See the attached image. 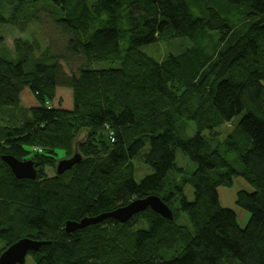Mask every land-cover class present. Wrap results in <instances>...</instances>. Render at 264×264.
Returning <instances> with one entry per match:
<instances>
[{
    "label": "trees",
    "instance_id": "trees-1",
    "mask_svg": "<svg viewBox=\"0 0 264 264\" xmlns=\"http://www.w3.org/2000/svg\"><path fill=\"white\" fill-rule=\"evenodd\" d=\"M45 1L69 36L66 54L36 57L38 41H19L15 60L0 57V241L49 242L30 252L35 264H264V0ZM41 2L0 0L1 11L12 9L0 23L16 24ZM183 38L191 45L162 62L141 51ZM70 55L86 66L74 71ZM98 63L119 66L91 67ZM238 117L220 139L216 130ZM66 145L82 162L48 178L44 167L56 168ZM179 151L192 171L178 165ZM8 154L33 156L37 179H16ZM139 158L152 169L140 182ZM153 195L172 221L147 209L125 224L66 232L68 221ZM180 213L191 228L178 224Z\"/></svg>",
    "mask_w": 264,
    "mask_h": 264
},
{
    "label": "rangeland",
    "instance_id": "rangeland-1",
    "mask_svg": "<svg viewBox=\"0 0 264 264\" xmlns=\"http://www.w3.org/2000/svg\"><path fill=\"white\" fill-rule=\"evenodd\" d=\"M51 1L49 0V3ZM47 3L45 0L40 4H35V6H25L21 15H18V22L15 24L0 23V57L5 59L15 60L17 55V42L21 43H32L34 41H38L40 45V52L36 55V57H40L45 52H49L52 57H59L66 54L69 43V36L61 31L58 24L55 22L56 18H54L53 13L51 14L50 7L45 4ZM48 3V4H49ZM12 9H4L0 10V16L7 18L8 20L11 18L12 13L10 12ZM57 17V16H56ZM191 43L188 39H176L169 41H161L156 42L150 45H146L141 48V51L148 54L149 56L155 58L157 61H164L170 54L178 55L184 52ZM70 64L74 71L78 70L81 66H86V63L79 56L70 55L68 57ZM117 63H98L93 64L91 67L94 68H110V67H118ZM241 117L234 119L232 122L225 124L224 126L218 128L216 132L219 134L220 139H225V137L230 133L231 130L237 125ZM70 120V119H69ZM82 135L88 130L85 125L81 122H77L75 125ZM75 130V127L73 126ZM89 132H86L88 134ZM196 133L195 123L191 122L189 125V129L187 131V136L192 137ZM80 134V135H81ZM211 134L208 132L205 134L206 137H210ZM85 136V135H84ZM83 136V138H84ZM82 137L78 138V141H81ZM100 136H98V140ZM39 153L42 150H38ZM75 150L72 148V145L63 146L55 156L57 167L58 162L64 158H71L74 155ZM178 165L188 172L192 171L195 168V165L185 156L182 155V152L179 151L178 154ZM27 160H32L33 156H28ZM134 167V176L135 180L140 182L144 177L150 175L152 173V169L143 163V160L139 158L133 162ZM37 169V168H36ZM37 171H39L37 169ZM44 174L48 178H54L57 175L56 168L46 165L43 170ZM183 178L182 175H173L170 178V181L174 183H179L180 179ZM226 194H222L224 201L226 202V206H232L233 202H235L236 190L226 191ZM185 194L189 201L194 200V190L191 186H185ZM221 197V199H222ZM223 202V201H222ZM174 207H179L178 199L174 202ZM250 219V214L246 213L243 217H241L239 224L242 227H245ZM179 225L186 226L191 228V222L186 213H180L179 217ZM6 249V245L2 241H0V254ZM171 255V254H170ZM25 264H35L34 260L31 256L28 255L26 258ZM225 264V263H224Z\"/></svg>",
    "mask_w": 264,
    "mask_h": 264
},
{
    "label": "water",
    "instance_id": "water-1",
    "mask_svg": "<svg viewBox=\"0 0 264 264\" xmlns=\"http://www.w3.org/2000/svg\"><path fill=\"white\" fill-rule=\"evenodd\" d=\"M2 160L10 167L14 176L18 180H36L38 171L33 160H21L15 155H3ZM83 156L78 150L71 158H64L58 162L56 167L57 175H64L74 166L81 163ZM151 209L163 218L172 221L174 219L173 210L158 196H148L142 199H136L129 204L116 208L109 213H104L96 217H86L81 221H68L66 223V231L68 233L75 230H82L92 225H98L106 219H113L118 223L125 224L131 221L137 214ZM49 242L35 241L30 238H22L11 246L7 247L0 254V264H25L29 253L38 252L44 245Z\"/></svg>",
    "mask_w": 264,
    "mask_h": 264
},
{
    "label": "bare ground",
    "instance_id": "bare-ground-1",
    "mask_svg": "<svg viewBox=\"0 0 264 264\" xmlns=\"http://www.w3.org/2000/svg\"><path fill=\"white\" fill-rule=\"evenodd\" d=\"M87 228H88V227H87ZM84 229H85V228H84ZM84 229H82V230H84ZM76 231H80V230H75V231L70 232V233H68L67 231H66V232H67L68 234H73V233L76 232Z\"/></svg>",
    "mask_w": 264,
    "mask_h": 264
},
{
    "label": "flooded vegetation",
    "instance_id": "flooded-vegetation-1",
    "mask_svg": "<svg viewBox=\"0 0 264 264\" xmlns=\"http://www.w3.org/2000/svg\"><path fill=\"white\" fill-rule=\"evenodd\" d=\"M30 254V253H29Z\"/></svg>",
    "mask_w": 264,
    "mask_h": 264
}]
</instances>
